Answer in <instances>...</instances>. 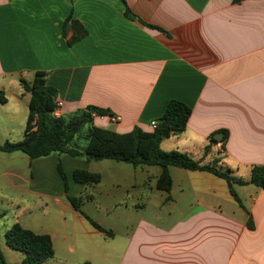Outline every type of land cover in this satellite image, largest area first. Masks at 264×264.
I'll list each match as a JSON object with an SVG mask.
<instances>
[{
    "label": "crops",
    "instance_id": "1",
    "mask_svg": "<svg viewBox=\"0 0 264 264\" xmlns=\"http://www.w3.org/2000/svg\"><path fill=\"white\" fill-rule=\"evenodd\" d=\"M69 18L87 30L72 45ZM37 72H46L47 84L58 90V116L94 107L110 112L94 115L100 129L152 133V122L178 100L191 117L184 132L162 141L163 151L218 161L243 181L264 167V0H0V89L8 99L2 105H11L0 107V121L18 120L19 140L31 98L21 80L31 83ZM9 123L0 130L12 133ZM93 161L0 152V264H22L24 254L6 243L17 223L51 236L55 255L43 264H264L263 188L234 185L237 202L225 180L170 167L173 186L166 193L156 188L161 168L146 165L122 173L124 199L133 198L139 217L114 263L112 251L89 244L105 234L69 201L95 200L98 186L73 178L77 170L96 173ZM114 176L103 192L108 201L122 188ZM155 195L159 207L151 210Z\"/></svg>",
    "mask_w": 264,
    "mask_h": 264
},
{
    "label": "trees",
    "instance_id": "2",
    "mask_svg": "<svg viewBox=\"0 0 264 264\" xmlns=\"http://www.w3.org/2000/svg\"><path fill=\"white\" fill-rule=\"evenodd\" d=\"M241 1L244 0H235L236 3ZM150 27L153 28V26ZM66 28H70L74 32L68 41L69 45L80 41L87 35V30L83 25L72 18L67 20ZM21 85L31 95L24 136L18 142L5 141L0 143V152H22L31 160L60 153L72 157L87 155L91 161L113 160L135 167L140 165L158 166L161 168V173L157 179L156 188L166 193H170L173 186L170 167L209 172L225 180L237 202L240 200L234 191V185L253 184L264 189V167L253 168L250 179L243 181L232 176L229 170L219 167L218 161L203 164L186 153L166 152L161 149L162 141L181 134L187 128L192 110L181 101L172 100L168 103L161 118L162 122H158L154 132L145 133L136 128L130 134L117 135L94 125V115H109L110 112L106 110L89 107L66 117L56 116L58 90L47 84L46 72H37L31 83L21 80ZM7 101L5 91L0 89V103L6 104ZM211 142L216 145L218 141L212 138ZM60 171L66 181L61 169ZM73 178L83 185H94L101 181L100 174L86 170L75 171ZM69 201L95 229L107 236H113L111 232L106 231L84 213L81 198H69ZM249 225L252 227L250 223ZM6 243L10 249L24 254L22 264H43L55 255L54 244L50 235L38 234L25 229L18 223L7 231ZM0 258L3 260L1 251Z\"/></svg>",
    "mask_w": 264,
    "mask_h": 264
},
{
    "label": "rangeland",
    "instance_id": "3",
    "mask_svg": "<svg viewBox=\"0 0 264 264\" xmlns=\"http://www.w3.org/2000/svg\"><path fill=\"white\" fill-rule=\"evenodd\" d=\"M11 105H0L1 108H8ZM2 120V119H1ZM9 123V122H8ZM7 121L3 120L2 124L0 121V127H4L8 125ZM11 126H13V132L9 133L8 131L5 130H0V143H4L5 141H11V142H18L20 141L19 137L17 136V129L19 127V121L16 120L12 123H9ZM25 129V128H23ZM21 130V129H20ZM24 131V130H23ZM84 144V142H83ZM115 166H120L118 170L115 169ZM151 170H158L160 171L159 167H149ZM92 169L96 173H101L103 177V183L101 187L99 188V184H94V186H98V192L96 193V198L95 200H84L82 204V210L86 215H88L93 221L99 223H102L103 228L112 233V237L105 235V238H94L92 242H89V244H94L97 245V247L101 246L104 248L105 251L110 250L113 252V256H111V261L114 263H117V261L121 258L123 251L126 248V243L128 242V238L131 235L137 220H138V214L139 212L138 209H135L131 203L134 202L133 198H125V194L123 193V187H126V184L128 183V179L124 176H122V173L124 170H132L133 166L130 164H125V163H118L113 160H104V161H93L92 163ZM118 171V173H116ZM114 172V173H113ZM141 172L139 171L138 177L141 176ZM113 175L121 177L120 182L122 184L121 191H116L112 190L114 196V201H108L106 199V193H103L104 190H108L105 188V184L108 183L113 177ZM114 176V177H115ZM140 181V180H139ZM100 190V192H99ZM116 191V192H114ZM156 196V195H155ZM152 196V199L149 203H147L149 209L154 210V208L159 207V197ZM124 199V200H123ZM117 200H120L123 204L116 205L111 204L116 202ZM137 202V201H136ZM126 203V204H125ZM166 205L165 207H167ZM106 207V208H105ZM183 207V206H181ZM105 209V210H104ZM106 209L109 210V214H106L105 211ZM37 211L35 212L36 217H40L36 219L38 222H44L45 218L44 216L40 215L42 213V210H40V214H36ZM29 217L32 216L30 212L28 213ZM56 219V218H55ZM60 229L61 226H58ZM69 231H72V233H75V229L72 230L70 225H69ZM88 240V239H86ZM80 242V241H79ZM110 247V249H108Z\"/></svg>",
    "mask_w": 264,
    "mask_h": 264
},
{
    "label": "built area",
    "instance_id": "4",
    "mask_svg": "<svg viewBox=\"0 0 264 264\" xmlns=\"http://www.w3.org/2000/svg\"><path fill=\"white\" fill-rule=\"evenodd\" d=\"M57 105H58V108H59V107L61 106V103H57ZM57 112H58V110L55 112V115H56V116H58ZM111 120H112V122H114V123H116V122L118 121V119L115 118V117H112ZM157 126H158V122H152V128H153V129H156ZM216 146H217L218 148H221V146H222L221 142H217Z\"/></svg>",
    "mask_w": 264,
    "mask_h": 264
},
{
    "label": "water",
    "instance_id": "5",
    "mask_svg": "<svg viewBox=\"0 0 264 264\" xmlns=\"http://www.w3.org/2000/svg\"><path fill=\"white\" fill-rule=\"evenodd\" d=\"M92 112L94 113L95 111L93 110ZM159 122H162V120H160ZM216 138L219 139V136H217Z\"/></svg>",
    "mask_w": 264,
    "mask_h": 264
}]
</instances>
